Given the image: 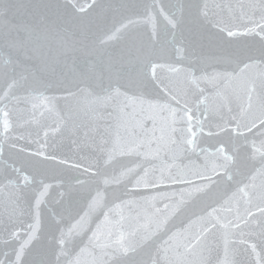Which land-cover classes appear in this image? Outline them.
<instances>
[{
	"label": "water",
	"instance_id": "water-1",
	"mask_svg": "<svg viewBox=\"0 0 264 264\" xmlns=\"http://www.w3.org/2000/svg\"><path fill=\"white\" fill-rule=\"evenodd\" d=\"M0 264H264V0H0Z\"/></svg>",
	"mask_w": 264,
	"mask_h": 264
}]
</instances>
